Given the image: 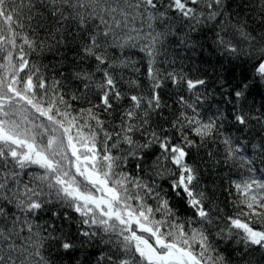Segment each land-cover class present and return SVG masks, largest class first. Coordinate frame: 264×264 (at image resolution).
<instances>
[{"label": "snow or ice", "instance_id": "1", "mask_svg": "<svg viewBox=\"0 0 264 264\" xmlns=\"http://www.w3.org/2000/svg\"><path fill=\"white\" fill-rule=\"evenodd\" d=\"M0 264H264V0H0Z\"/></svg>", "mask_w": 264, "mask_h": 264}, {"label": "trees", "instance_id": "2", "mask_svg": "<svg viewBox=\"0 0 264 264\" xmlns=\"http://www.w3.org/2000/svg\"><path fill=\"white\" fill-rule=\"evenodd\" d=\"M130 54H132V58H133V59H138V58H139V57H138V54H135V50H132V52H131ZM45 63H47V60H45ZM138 66H139V65H138ZM143 71H144V68L141 67V72H143ZM128 74H129L128 72H125V73H124V75H125L126 78H127ZM145 83H146V82H145ZM71 87H72L73 89H75L76 85L73 84V85H71ZM164 99H165L169 104H172V100L169 99V97H168L167 95L164 96ZM166 111H167V110H166ZM225 187H226V183H225ZM221 199H223V197H221Z\"/></svg>", "mask_w": 264, "mask_h": 264}]
</instances>
